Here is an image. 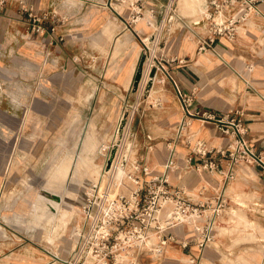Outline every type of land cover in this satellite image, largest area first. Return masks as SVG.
Masks as SVG:
<instances>
[{
  "label": "crops",
  "instance_id": "1",
  "mask_svg": "<svg viewBox=\"0 0 264 264\" xmlns=\"http://www.w3.org/2000/svg\"><path fill=\"white\" fill-rule=\"evenodd\" d=\"M92 2L100 13H104L106 8L119 13L114 0H7L0 6V68L7 69L9 60L14 59L17 69H26L28 62L34 65L33 69H73L74 58L80 60L76 69H82L89 40L82 25L85 23V10ZM140 4L143 5V15L152 10L157 13L155 19L148 18L146 23H138V27L147 26L143 34L152 40V44L159 26L169 25L171 28L162 33L158 54L163 61L151 87H146L134 115L131 138L135 148L130 152L131 161H137L148 170L147 174H141L143 182L161 177L166 172L175 144L176 126L185 117L178 86L193 96V111L212 113L215 119L196 117L192 120L189 129L192 143L176 144L175 166L167 171L170 184L183 187L191 194L208 185L210 191L205 193L206 197H210L215 188H225L229 198L212 243L201 248L194 228L178 225L169 232L176 240L170 244L166 254L145 264H194L190 262L192 258L198 264H264V168L256 164L250 167L240 165L237 177L226 182L222 172L203 168V160L193 156L191 149L197 140L205 141L215 149H231L232 139L224 128L232 127L226 120L233 118L240 121L249 145L257 153L264 154V21L258 20L256 27L249 28L233 42L218 38L216 51L199 52L198 41L206 30L195 21L202 17L206 0L198 10L189 9L194 12L191 16L181 13L180 0H140ZM30 11L48 17L43 33L32 31ZM134 22L137 21L127 17L123 20V34L115 39L112 56L117 42L127 44V47L119 54L122 59L119 69H110L111 75L106 81L125 94L138 87L135 79L141 50L145 47L140 44L143 37L134 27ZM133 27L139 34V50L129 34L133 33ZM144 44L148 47L145 41ZM43 46L48 50H43ZM37 50L39 52H35ZM99 52H95L97 58L108 57ZM37 53L44 54L46 60L38 62L35 59ZM46 62L51 64L49 68L42 66ZM220 120L224 123H219ZM190 156L192 161H189ZM228 165V160L224 159L223 169L226 170ZM123 183L121 192L126 195L135 189L126 192L127 185L136 187L128 177L123 179ZM15 243L13 245L0 237V264L11 263L4 258L10 250L25 249L23 242ZM32 257L29 264H43L36 253ZM61 258L68 256L62 255Z\"/></svg>",
  "mask_w": 264,
  "mask_h": 264
},
{
  "label": "rangeland",
  "instance_id": "2",
  "mask_svg": "<svg viewBox=\"0 0 264 264\" xmlns=\"http://www.w3.org/2000/svg\"><path fill=\"white\" fill-rule=\"evenodd\" d=\"M130 2L114 0V6L121 14L113 13L111 8L100 13L93 5L95 2L88 4L82 25L89 36L88 54L82 69H76L80 60L74 58L73 69H33L30 62L25 64L26 69H17L14 59L9 60L7 69L0 68V224H3L0 237L13 245L21 241L25 247L23 251L6 253L4 258L11 261L10 264H29L34 253L41 257L43 264L52 259V254L67 257L76 245L80 209L87 189L102 178L108 154L114 148H121V156V153L132 152L135 148L131 138L134 115L146 87L152 85L150 72L163 61L158 54L160 34L163 31L165 34L170 27L159 26L157 42L154 40L152 44V40L143 34L147 26L138 27V23H146L148 18L155 19L156 15L147 12V15H141L144 20L139 18L134 22L143 37L140 44L145 46L142 45L144 48L139 57V65L144 63L142 79L137 89L128 94L112 88L106 83L111 75L109 71L119 69L122 60L119 54L127 44L117 42L113 56L111 49L115 39L123 34L124 18L134 20ZM202 4L203 0H180V11L191 16L194 12L190 10L200 8ZM134 27L133 33L129 34L139 50V34ZM43 50L48 47L43 46ZM96 51L108 57L97 58ZM36 57L38 62L46 60L44 54L37 53ZM50 65L46 62L42 66L49 68ZM123 118L128 121L122 131L120 122ZM62 162L70 168L67 176L58 182L61 186L57 189L58 183L52 184L50 180ZM93 171H97L96 174ZM113 176L121 177L116 173ZM104 177L106 182L111 176L106 174ZM121 178H127L126 174L123 173ZM134 188L127 185L125 191ZM37 197L43 199L45 206L52 204L47 206L50 213L58 211L54 221L34 217ZM74 201L77 204L66 217L67 223L63 224L62 210L71 209L69 206ZM5 218H9L7 222H4ZM54 237L56 244L52 240Z\"/></svg>",
  "mask_w": 264,
  "mask_h": 264
},
{
  "label": "built area",
  "instance_id": "3",
  "mask_svg": "<svg viewBox=\"0 0 264 264\" xmlns=\"http://www.w3.org/2000/svg\"><path fill=\"white\" fill-rule=\"evenodd\" d=\"M6 1L0 0V6ZM131 3L133 21H137L143 14V5L140 0H132ZM151 12L157 14L156 10ZM29 18L33 32L41 34L45 31L47 16L30 11ZM258 20L264 21V0H206L202 17L195 21L196 25H203L206 30L198 41V51H216L218 38L233 42L243 32L247 33L249 28L256 27ZM158 36L155 33L153 40L157 41ZM160 66L161 63L155 65L156 69ZM177 92L183 103L185 117L176 126L175 144L166 172L161 177L143 182L141 174L148 173L146 167L135 160L132 162L130 152L121 156L119 152L118 157L126 163L123 173L136 185L126 195L121 192L124 178H113L119 162L112 168L117 150L111 151L102 178H98L87 189L85 203L80 209L81 222L77 226L75 247L66 259L52 254L47 264H145L148 260H157L166 254L170 244L176 240L169 232L178 225L192 226L197 232L201 248L214 241L218 223L229 205L225 188H215L213 194L206 197L205 193L210 189L204 185L196 194H191L183 187L171 185L167 171L175 166L176 144L192 143L189 132L192 120L196 117L213 120L215 117L209 112L193 111V96L178 86ZM127 121L128 118L122 119V130ZM226 121L232 125L231 128H224L232 139L231 149H215L202 140H197L191 149L193 156L203 160V168L222 172L225 181L229 182L237 177L240 165L250 167L256 164L264 168V154L257 153L249 145L240 121L233 118ZM219 123L224 122L220 120ZM113 152V162L108 167ZM224 159L229 162L226 170L223 169ZM192 160L190 156L189 161ZM106 174L111 177L105 182L103 178ZM190 262L198 264L195 258L190 259Z\"/></svg>",
  "mask_w": 264,
  "mask_h": 264
},
{
  "label": "bare ground",
  "instance_id": "4",
  "mask_svg": "<svg viewBox=\"0 0 264 264\" xmlns=\"http://www.w3.org/2000/svg\"><path fill=\"white\" fill-rule=\"evenodd\" d=\"M196 10H198V8H196V9H194L193 11H196ZM162 32V31H161ZM161 32H159V33H161ZM162 34H160V36H161ZM164 36V35H163ZM120 38V37H119ZM118 38V39H119ZM123 38V37H122ZM127 40V38H125V41ZM151 40V39H150ZM157 42V41H156ZM151 63V62H150ZM152 64V63H151ZM153 66V65H152ZM150 67V66H149ZM145 70V69H144ZM148 70H149V68H148ZM145 74V73H144ZM150 75H151V72H150ZM145 76V75H144ZM146 76H147V74H146ZM141 79H142V77H141ZM145 79V78H144ZM154 79H155V77L153 78V81H154ZM146 80V79H145ZM152 80V79H151ZM147 83V82H146ZM151 83V82H150ZM145 85V84H144ZM151 87V86H150ZM153 87V86H152ZM121 123V122H120ZM126 127V126H125ZM7 128V127H6ZM123 131V130H122ZM124 133V132H123ZM121 135V134H120ZM119 135V136H120ZM114 145V144H113ZM117 145V144H116ZM102 146H103V144H102ZM121 146V145H120ZM114 147V146H113ZM104 148V147H103ZM121 149V148H120ZM120 149H113L112 151H116L117 150V154H116V157H115V159H114V165H113V167L112 168H115V166H116V164L119 162V167H118V170H116V175H119V176H121L122 175V173H123V171H124V167H125V162L124 161H120L121 160V158H119L118 157V154H119V152H120ZM127 153H128V151H127ZM110 154H111V151H110ZM122 154V153H121ZM118 157V158H117ZM89 158H91V157H89ZM66 161V160H65ZM68 161V160H67ZM66 161V162H67ZM89 161H90V159H89ZM59 162V161H58ZM70 162H68V164H69ZM63 164V165H62ZM56 165V164H55ZM57 166H60V165H57ZM92 166H94L95 167V164L94 165H92ZM97 166V165H96ZM101 167V166H100ZM57 167H55V169H56ZM69 168H70V166L69 165H67V163H61V166L59 167V168H57L56 170L57 171H55L54 170V174L52 175V177H51V180H50V183H52V184H55V183H58L61 179H63L64 178V176L66 177L67 176V172L69 171ZM93 168V167H92ZM97 168V167H96ZM95 169V168H94ZM53 170V169H52ZM88 170H90V169H88ZM97 170V169H96ZM92 172V171H91ZM97 172V171H96ZM96 172L95 171H93V173L94 174H96ZM91 174V173H90ZM101 174H102V172H101ZM97 176V175H96ZM118 176V177H119ZM91 177V176H90ZM114 177V176H113ZM122 177V176H121ZM120 177V178H121ZM105 178V177H104ZM72 179V178H71ZM89 179H91V178H89ZM93 179V178H92ZM73 180V179H72ZM71 181V180H70ZM61 186V183H58V184H56V187H57V189H59V187ZM76 191H78V189L76 190ZM52 192V191H51ZM50 193V192H49ZM39 196V195H38ZM80 197V196H79ZM58 201H60L61 199L60 198H58L57 199ZM56 200V201H57ZM252 200V199H251ZM75 204H77V202L76 201H74V204L73 205H71V206H69L71 209H67V210H62V212H63V215L61 214V220L63 221V224H66L67 223V221H66V217L68 216V215H70L72 212H73V209H74V205ZM51 205L52 204H47L46 206H45V203H44V201H43V199H40L39 197H37L36 198V201L34 202V207H33V211H34V217H36L38 220H40V219H47L48 221L50 220V221H54V219L57 217L56 215H57V212L55 213H50L49 212V207H47V206H50L51 207ZM59 212H61V211H59ZM33 217V216H32ZM8 219L9 218H5V220H4V222H7L8 221ZM36 220V219H35ZM61 222V221H60ZM5 224V223H4ZM250 227V226H249ZM2 228H3V224H0V230H2ZM244 228V227H243ZM254 229V228H253ZM238 232V231H237ZM239 233V232H238ZM234 234V233H233ZM52 240H53V243L54 244H56V238L54 237V238H52Z\"/></svg>",
  "mask_w": 264,
  "mask_h": 264
},
{
  "label": "water",
  "instance_id": "5",
  "mask_svg": "<svg viewBox=\"0 0 264 264\" xmlns=\"http://www.w3.org/2000/svg\"><path fill=\"white\" fill-rule=\"evenodd\" d=\"M143 64L142 63L139 67V70L137 72V75H136V79H135V85H138L139 81L141 80V76H142V72H143ZM157 75V69L156 68H153L152 71H151V78L153 79L155 76ZM124 124V122H123ZM114 153H112V157L108 160V163H107V166L110 167L112 162H113V156H114Z\"/></svg>",
  "mask_w": 264,
  "mask_h": 264
}]
</instances>
